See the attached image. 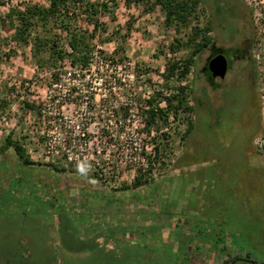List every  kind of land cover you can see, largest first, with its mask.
<instances>
[{
    "label": "rangeland",
    "instance_id": "rangeland-1",
    "mask_svg": "<svg viewBox=\"0 0 264 264\" xmlns=\"http://www.w3.org/2000/svg\"><path fill=\"white\" fill-rule=\"evenodd\" d=\"M39 1L47 2L0 5V18L21 2ZM100 1L108 8L92 41L93 68L77 77V93L66 102V110L72 118L79 114L87 133V144L77 147L85 158L74 163L45 154L41 131L51 124L39 113L50 89L57 97L67 87L50 88V72L37 67L30 45L13 41V31L0 20V100L8 101L0 109V264H8L9 258V264H128L131 250L139 245L148 247L146 256L161 264L169 250L177 253L172 264H183L181 256L187 255L186 264H208L215 247L223 246L264 264V0H201L200 25L213 19L216 42L225 46L240 30L250 62L235 63L241 70L229 74L216 101L206 95L199 99L202 80L194 77L206 76L200 70L207 55L202 50L185 80L192 112L171 117L150 136L131 117L123 140L108 139L105 130L111 127L107 111L114 100L113 81L124 86L120 94H132L131 102L139 108L155 91L171 93L162 74L171 55L167 46L181 33L163 25L157 7ZM80 19L77 26L92 29ZM114 52L112 62L120 63L119 69L102 66L98 71L96 57L109 61ZM188 53L183 49L174 56L181 59ZM65 65L53 72H63ZM167 83L176 85L174 78ZM89 86L92 102L85 112L75 97ZM26 101L35 108L24 110ZM187 117L190 126L184 134ZM164 132L169 134L167 146L160 136ZM9 134L25 145L33 161L28 168L12 147L2 150ZM132 134H137L146 163H154L150 174L143 170L139 186H134L135 176L145 167L132 146ZM155 144L160 152L153 161ZM13 246L19 250L13 252Z\"/></svg>",
    "mask_w": 264,
    "mask_h": 264
},
{
    "label": "trees",
    "instance_id": "trees-1",
    "mask_svg": "<svg viewBox=\"0 0 264 264\" xmlns=\"http://www.w3.org/2000/svg\"><path fill=\"white\" fill-rule=\"evenodd\" d=\"M12 0H0V5L9 4ZM18 1V0H17ZM46 3L21 2V5L12 7L5 18L1 19L4 27L8 24L10 30L13 31L11 38L16 43L29 46L31 54L35 58L37 67L47 69L56 79V73L53 72L55 67L69 63L73 67L84 69L89 66L96 45L92 42L97 30L101 28L100 16L108 8L105 1L100 0H46ZM114 2V0H110ZM133 2L146 5L145 9L152 10L157 7L163 12V25L167 28H174L180 32L179 37H174L167 46L170 51V56L167 57L165 64V73L162 74L165 79L164 86L169 88L171 93L164 95L162 91L153 92L144 101L146 104L140 107L143 115L141 131L150 136L153 131L159 132L160 128L168 125L169 119L177 118L180 112L188 114L193 108L189 102L188 85L185 83L187 75L194 64V58L211 42L209 31H211L210 22L204 24L199 23V5L201 0H125L127 6ZM83 20L92 29H85L77 26V21ZM9 29V28H8ZM183 49H187L189 53L183 58L175 57L174 55ZM114 55H109V59L114 61ZM122 61L121 58L117 59ZM140 72V71H138ZM174 78L176 85L168 87V80ZM8 104L5 99L0 100V109H3ZM24 110L29 111L35 108L33 103L25 102ZM126 112V109L124 110ZM190 126V118L187 117V127L184 134ZM160 136L164 139L165 145H168L169 134L164 132ZM12 147L15 155L18 156L24 168H28L33 161L21 142H15L12 139V134L6 137L5 142L1 146L4 148ZM159 145H153V161L159 158ZM150 156V157H152ZM149 157V156H148ZM152 161H149L144 168L147 174L151 173ZM143 169L139 168L135 176L134 186L141 185ZM52 185H46L47 190ZM53 188V186H52ZM49 191L47 193H49ZM1 201H3L1 199ZM176 228V225H173ZM116 244L122 245V241L117 240ZM93 245V244H91ZM90 245L89 249L92 247ZM19 246H13L18 251ZM132 249V255L128 258V264H161L158 259L151 260L146 256V253L151 252L146 246H138ZM217 251H216V250ZM215 255L212 262L208 264H232L233 261L243 260L249 262L253 260L249 253L244 255L236 252H230L225 246L215 247ZM80 251L87 249L79 248ZM153 251V250H152ZM166 256L165 264H172L173 258L176 256V251L169 250ZM15 254V253H14ZM13 254V256H14ZM186 255L188 253H185ZM165 255V254H164ZM242 255V256H241ZM188 256V255H187ZM187 256H181V261L186 264ZM44 263H47L46 259ZM11 258L7 259V263ZM33 260V258L31 259ZM41 264V260H37ZM41 262V263H39ZM258 264L256 260H253ZM48 264V263H47Z\"/></svg>",
    "mask_w": 264,
    "mask_h": 264
},
{
    "label": "built area",
    "instance_id": "built-area-1",
    "mask_svg": "<svg viewBox=\"0 0 264 264\" xmlns=\"http://www.w3.org/2000/svg\"><path fill=\"white\" fill-rule=\"evenodd\" d=\"M99 60L100 68L102 66L109 67L112 69H119L120 63H113L110 59L105 60L101 56L96 57ZM93 64L90 62L89 66L84 69L78 67H73L69 63H66L63 72L56 73V79H52L50 88L61 86L67 87L66 90L62 91V96L55 97V94H52V89L48 91L46 95L47 100L41 104L39 110L40 115L45 118L49 117L48 121L51 124V127L46 131H41L42 137L44 138V151L47 156L52 157H61L67 162H77L80 159L85 158L82 152H77V147L82 146L86 141V132L85 128L82 127V123L77 120L79 114L75 112V117L73 113L66 110V102L69 99L71 93H77V86L79 85V79L82 74L87 71L92 70ZM100 85L102 84L103 78L99 79ZM126 86V84H124ZM114 93V100L112 103L111 109L107 111L108 121L111 123V127H105L107 131L108 139L119 138L120 140L124 139V134L127 133V122L130 121L131 117H137V121L142 123L143 115L140 112L139 106L136 102L132 100V94L126 93L125 95L120 94L119 89L123 90L124 86L120 83L113 81L112 86L110 87ZM92 87L89 86V89L85 90V94L80 96L79 99L75 97L77 101L78 108H84L86 112L90 108V103L92 102L91 98ZM73 97V96H72ZM106 94H102V102H105ZM148 97V96H147ZM129 98V99H128ZM70 100V99H69ZM133 105V106H132ZM81 106V107H80ZM126 109V112L124 110ZM142 125V124H141ZM133 138H130L134 145L133 148H138V154L141 155V165L146 167V159L143 157V148L141 144L137 142V134L133 135ZM106 140V139H104ZM138 145V147H136ZM99 152V151H98ZM82 156V158H80ZM138 168V167H137ZM144 170V168H142Z\"/></svg>",
    "mask_w": 264,
    "mask_h": 264
},
{
    "label": "flooded vegetation",
    "instance_id": "flooded-vegetation-1",
    "mask_svg": "<svg viewBox=\"0 0 264 264\" xmlns=\"http://www.w3.org/2000/svg\"><path fill=\"white\" fill-rule=\"evenodd\" d=\"M208 21L210 22L211 25V31H209L211 42L205 49H203L207 51V55L204 58L203 65L200 67V70H202L203 73H206V76H204L203 74L201 75L199 74L195 76L194 79L197 78L198 80V78L201 76L202 82L198 83V87L200 88L202 95L198 96L199 99L203 95H206L213 102L218 99V96L220 95L219 91L226 84L227 77L229 76V74L232 72H236L237 74H239L241 69H239L238 66L236 67L235 63L238 62L239 64L241 63L243 64L246 62H250V55H249L248 45L244 46L243 43L241 44L242 42L241 40L244 38V34L241 33L240 30L236 29L235 38L230 39L232 40L231 44L225 46L223 42L220 43L216 42L217 38H215L214 36L213 19L207 20V22ZM230 22L233 23L232 21ZM237 36L239 39H236ZM220 54L224 56L227 61V71L222 81L218 82L216 79L212 77V72L210 69V61L214 57Z\"/></svg>",
    "mask_w": 264,
    "mask_h": 264
},
{
    "label": "water",
    "instance_id": "water-1",
    "mask_svg": "<svg viewBox=\"0 0 264 264\" xmlns=\"http://www.w3.org/2000/svg\"><path fill=\"white\" fill-rule=\"evenodd\" d=\"M210 69L212 72V77L218 82H221L227 71V61L221 54L214 57L210 61ZM250 264H255L252 260H249Z\"/></svg>",
    "mask_w": 264,
    "mask_h": 264
}]
</instances>
